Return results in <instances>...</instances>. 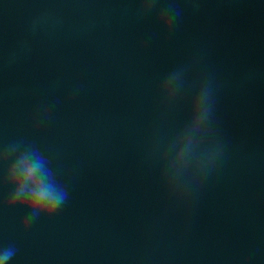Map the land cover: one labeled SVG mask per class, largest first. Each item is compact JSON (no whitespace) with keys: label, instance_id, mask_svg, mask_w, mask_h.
Instances as JSON below:
<instances>
[{"label":"water","instance_id":"95a60500","mask_svg":"<svg viewBox=\"0 0 264 264\" xmlns=\"http://www.w3.org/2000/svg\"><path fill=\"white\" fill-rule=\"evenodd\" d=\"M140 2L0 0V145L34 139L69 190L26 229L18 211L0 212V248H17L9 264H264V0H178V27L151 39L167 0L138 21ZM24 41L30 51L10 64ZM194 55L221 85L227 160L173 210L147 153L182 124L184 105L160 109L154 94ZM55 100L34 128L37 106Z\"/></svg>","mask_w":264,"mask_h":264},{"label":"clouds","instance_id":"9594fccd","mask_svg":"<svg viewBox=\"0 0 264 264\" xmlns=\"http://www.w3.org/2000/svg\"><path fill=\"white\" fill-rule=\"evenodd\" d=\"M160 0H141L136 9L138 21L152 13ZM183 9L178 0H167L156 19L157 29L150 39L160 32H171L178 27ZM42 19L32 22L30 31L37 34ZM30 51L27 41L20 52H13L8 62L15 63L19 54ZM54 82L52 87H58ZM220 82L213 71L202 66V58L194 55L179 62L160 79L155 100L160 109L184 105V119L176 131L157 140L147 153V159L158 169L159 182L165 200L174 210L192 200L227 160V145L215 133L216 109ZM81 87L71 90L72 98ZM59 100L40 104L32 117V126L45 125ZM0 189L7 191L0 212L18 211L21 229L46 220L57 214L68 202L69 190L61 179L51 154L34 139L19 136L0 145ZM17 253L14 244L0 248V264H9ZM247 264V260L241 262Z\"/></svg>","mask_w":264,"mask_h":264}]
</instances>
